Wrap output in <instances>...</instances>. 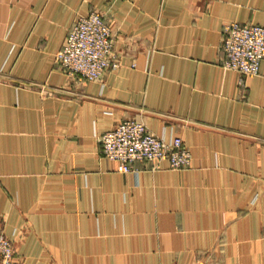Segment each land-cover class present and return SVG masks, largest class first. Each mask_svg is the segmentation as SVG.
Here are the masks:
<instances>
[{
    "label": "crops",
    "instance_id": "1",
    "mask_svg": "<svg viewBox=\"0 0 264 264\" xmlns=\"http://www.w3.org/2000/svg\"><path fill=\"white\" fill-rule=\"evenodd\" d=\"M94 11L121 66L86 81L56 54ZM231 22L264 26V0H0V226L22 264H264V61L243 84L223 66ZM125 120L191 166L121 172L100 138Z\"/></svg>",
    "mask_w": 264,
    "mask_h": 264
},
{
    "label": "built area",
    "instance_id": "2",
    "mask_svg": "<svg viewBox=\"0 0 264 264\" xmlns=\"http://www.w3.org/2000/svg\"><path fill=\"white\" fill-rule=\"evenodd\" d=\"M223 66L244 78L257 75L264 61V26L231 22L224 27ZM56 62L69 76L81 80H100L108 70H117L121 61L114 55L113 33L100 12L80 17L69 29ZM105 158L119 164L125 174L136 172L135 163L147 162L160 170L169 162L173 170H185L192 164V154L181 137L167 140L155 135L144 122L125 120L101 138ZM18 235V233H16ZM0 264H22L16 255L14 240L0 226Z\"/></svg>",
    "mask_w": 264,
    "mask_h": 264
}]
</instances>
